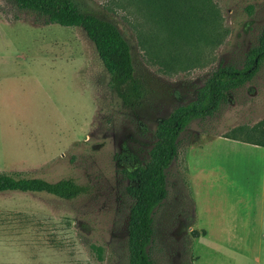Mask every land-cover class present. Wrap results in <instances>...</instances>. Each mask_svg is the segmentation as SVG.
<instances>
[{
  "label": "rangeland",
  "instance_id": "rangeland-1",
  "mask_svg": "<svg viewBox=\"0 0 264 264\" xmlns=\"http://www.w3.org/2000/svg\"><path fill=\"white\" fill-rule=\"evenodd\" d=\"M72 1L118 29L141 93L122 104L80 27L0 0V171L84 188L71 199L0 192V264H128V163L116 154L125 146L144 160L155 121L193 99L219 62L240 65L264 25V0H175L176 32L160 26L150 0ZM260 119L264 62L178 135L151 215L154 264H264V146L220 136Z\"/></svg>",
  "mask_w": 264,
  "mask_h": 264
},
{
  "label": "trees",
  "instance_id": "trees-1",
  "mask_svg": "<svg viewBox=\"0 0 264 264\" xmlns=\"http://www.w3.org/2000/svg\"><path fill=\"white\" fill-rule=\"evenodd\" d=\"M22 10L42 15L48 23L78 26L91 41L107 74V85L126 106H133L141 93V82L134 74L127 42L109 21L83 12L72 0H13ZM156 3V16L161 27L176 32L167 15L175 0H150ZM191 5L189 9H193ZM264 62V25L256 45L247 49L238 66L219 62L195 90L189 102L177 105L155 121L153 140L144 160L138 161L123 146L116 159L128 166L120 168L127 179L126 192L131 201L126 219V251L128 264H154L148 254L152 235V212L166 194L165 170L176 156L177 138L193 120L212 115L222 103L231 100L233 91L249 81ZM232 131V132H231ZM220 136L254 145L264 144V119L250 126H237ZM44 192L63 199L81 194L84 188L71 178L48 181L40 177L22 176L0 171V192ZM193 237L203 229L190 231ZM97 258L101 248L92 246Z\"/></svg>",
  "mask_w": 264,
  "mask_h": 264
},
{
  "label": "crops",
  "instance_id": "crops-1",
  "mask_svg": "<svg viewBox=\"0 0 264 264\" xmlns=\"http://www.w3.org/2000/svg\"><path fill=\"white\" fill-rule=\"evenodd\" d=\"M221 137H222V136H221ZM211 138H214V137H211ZM211 138H210V139H211ZM224 138H225V137H224ZM228 139H229V138H228ZM232 140H233V139H232ZM235 141H238V140H235ZM240 142H242V141H240ZM244 143H246V142H244ZM248 144H250V143H248ZM251 145H254V144H251ZM257 146H259V145H257ZM263 146H264V144H263L261 147H263ZM204 231H205L204 234L206 235V234H207V230L204 229ZM205 235H204V236H205Z\"/></svg>",
  "mask_w": 264,
  "mask_h": 264
}]
</instances>
